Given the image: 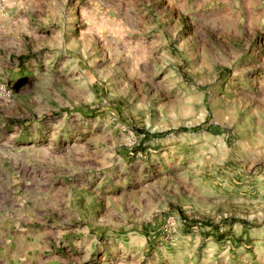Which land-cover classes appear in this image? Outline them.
Masks as SVG:
<instances>
[{"label": "rangeland", "instance_id": "1", "mask_svg": "<svg viewBox=\"0 0 264 264\" xmlns=\"http://www.w3.org/2000/svg\"><path fill=\"white\" fill-rule=\"evenodd\" d=\"M0 264H264V0H0Z\"/></svg>", "mask_w": 264, "mask_h": 264}]
</instances>
